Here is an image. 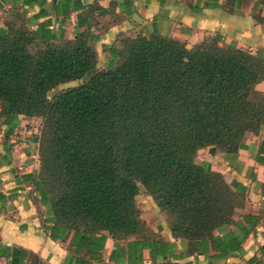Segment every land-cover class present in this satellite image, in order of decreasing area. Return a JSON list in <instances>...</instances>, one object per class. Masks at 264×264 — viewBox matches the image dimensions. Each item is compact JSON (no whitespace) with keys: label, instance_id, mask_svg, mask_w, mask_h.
Masks as SVG:
<instances>
[{"label":"trees","instance_id":"1","mask_svg":"<svg viewBox=\"0 0 264 264\" xmlns=\"http://www.w3.org/2000/svg\"><path fill=\"white\" fill-rule=\"evenodd\" d=\"M237 1L225 0L228 11ZM23 2L38 4L39 15L49 9L47 0ZM60 5L56 14L81 11L72 39L63 31L40 39L27 27L26 10L10 11L0 27V125L7 139L22 118L41 119L39 170L24 176L50 215V238L68 242L67 264L102 262L107 236L114 241L110 261L118 263L126 252L127 264H143L148 248L156 262L154 253L164 246L141 218L139 183L174 237L197 251L210 242L222 258L241 251L258 218L243 215L247 228L237 223L241 233H224L245 192L195 158L209 145L235 154L247 132L260 130L264 95L254 86L264 80V58L219 44L217 35L187 47L169 36L138 33L121 36V48L103 46L113 61L101 68L92 21L107 9L79 0ZM254 8L255 21L264 24V0ZM73 81L80 83L48 98ZM216 230L224 238L214 236ZM11 255L13 264H22L30 253L14 247ZM30 264L45 263L35 254Z\"/></svg>","mask_w":264,"mask_h":264},{"label":"crops","instance_id":"2","mask_svg":"<svg viewBox=\"0 0 264 264\" xmlns=\"http://www.w3.org/2000/svg\"><path fill=\"white\" fill-rule=\"evenodd\" d=\"M0 1L1 28L5 27L4 20L9 17L10 11L26 10L25 18H30L27 27L40 39L58 36L61 31L66 39L75 36L77 16L81 11L72 10L66 16L56 14L57 9L61 10L60 0H47L49 9L42 15L38 14V4H26L23 0ZM79 1L84 5L97 4L107 9L104 14L94 13L92 21V31L98 37L95 46L101 68L113 61L112 52L103 49V46L121 48L118 41L121 36L133 37L138 33L169 36L184 42L187 47L208 35H217L220 37L219 44H231L264 58V24L257 23L253 17L256 0H238L231 11L225 7V0H218V5L214 7L207 6V0ZM260 13L264 16V9ZM254 89L264 95V80L257 82ZM29 119L22 118L17 132L7 139L4 126L0 125V264H13L11 251L14 247L30 253L22 264H30V258L35 254L45 264H67L68 242L50 238L47 228L52 224L48 221L50 215L46 206L40 203L39 196L35 195L32 183L24 176L39 170L36 131L22 128L23 122ZM195 162L208 164L212 171L221 173L233 189L245 192L244 205L235 208L232 216L234 223L225 226L224 233H241L237 223L247 228L243 215H254L258 220L241 243V251L222 258L218 257V251L210 242L197 251L186 239L174 237L167 227L165 214L152 198L149 195L135 196L141 218L161 238L165 247H162L160 255L154 253L156 262L208 264L214 259V264H264V121L257 133L247 132L244 135L237 153L225 154L209 145L198 151ZM224 233L213 232L220 238H224ZM113 249L114 241L107 236L102 250L103 261L93 264H127L126 252L120 255L118 263L109 260ZM84 255L82 251L81 256ZM141 256L143 264H156L150 249H143Z\"/></svg>","mask_w":264,"mask_h":264},{"label":"rangeland","instance_id":"3","mask_svg":"<svg viewBox=\"0 0 264 264\" xmlns=\"http://www.w3.org/2000/svg\"><path fill=\"white\" fill-rule=\"evenodd\" d=\"M78 83H80V81H73V82L61 84L49 92L48 98H51V97L55 96L56 94H58L63 89L77 85ZM40 125H41V119L39 117H30L29 121L23 122L22 128L23 129L25 128L28 131H36V134L38 135L40 132ZM0 131H1V129H0ZM0 134H1V132H0ZM137 196H148V195L145 192H141Z\"/></svg>","mask_w":264,"mask_h":264},{"label":"water","instance_id":"4","mask_svg":"<svg viewBox=\"0 0 264 264\" xmlns=\"http://www.w3.org/2000/svg\"><path fill=\"white\" fill-rule=\"evenodd\" d=\"M2 7V3H1V1H0V8ZM88 78H89V74L88 73H86L83 77H82V81H86V80H88ZM138 186V189H139V192L141 193V192H145V188L143 187V185L142 184H138L137 185Z\"/></svg>","mask_w":264,"mask_h":264},{"label":"built area","instance_id":"5","mask_svg":"<svg viewBox=\"0 0 264 264\" xmlns=\"http://www.w3.org/2000/svg\"><path fill=\"white\" fill-rule=\"evenodd\" d=\"M38 159H39V157H38Z\"/></svg>","mask_w":264,"mask_h":264}]
</instances>
